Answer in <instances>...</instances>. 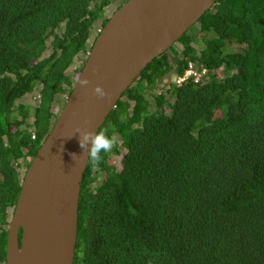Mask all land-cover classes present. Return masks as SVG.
Wrapping results in <instances>:
<instances>
[{
  "label": "trees",
  "instance_id": "obj_1",
  "mask_svg": "<svg viewBox=\"0 0 264 264\" xmlns=\"http://www.w3.org/2000/svg\"><path fill=\"white\" fill-rule=\"evenodd\" d=\"M113 1L0 0V264L21 169ZM176 42L98 129L118 144L86 164L72 264H264V0H215ZM188 60L208 72L176 82Z\"/></svg>",
  "mask_w": 264,
  "mask_h": 264
},
{
  "label": "water",
  "instance_id": "obj_2",
  "mask_svg": "<svg viewBox=\"0 0 264 264\" xmlns=\"http://www.w3.org/2000/svg\"><path fill=\"white\" fill-rule=\"evenodd\" d=\"M214 1L125 0L110 14L23 174L7 224L5 264H72L86 168V153L81 154L75 130H98L147 63L169 48ZM83 76L90 81L86 87L79 84ZM96 84L108 95H94Z\"/></svg>",
  "mask_w": 264,
  "mask_h": 264
},
{
  "label": "clouds",
  "instance_id": "obj_3",
  "mask_svg": "<svg viewBox=\"0 0 264 264\" xmlns=\"http://www.w3.org/2000/svg\"><path fill=\"white\" fill-rule=\"evenodd\" d=\"M174 43H176V41ZM86 57H87V55H86ZM177 76H180V75H177ZM177 76L174 77L175 81H176V77ZM79 84L82 87H86V86H88L90 84V81H89L88 77L83 76V77L80 78ZM92 92H93L94 95H97L100 98H104L105 96L108 95V93H106L104 88L101 85H99V84H96V85L93 86ZM77 133L79 134V141H78L79 142V146L82 149V153L81 154L86 153V164H90L93 167H98L100 165V163L103 161L102 153H110V152H112L113 148L116 147L117 144H118V138L114 134L109 136L108 135V129H101V130L91 131V130H84V129H81V128L77 127V129L75 130V134H77ZM71 155L73 157L76 156L75 153H71ZM12 212H13V210H12ZM11 215H12V213H11Z\"/></svg>",
  "mask_w": 264,
  "mask_h": 264
},
{
  "label": "rangeland",
  "instance_id": "obj_4",
  "mask_svg": "<svg viewBox=\"0 0 264 264\" xmlns=\"http://www.w3.org/2000/svg\"><path fill=\"white\" fill-rule=\"evenodd\" d=\"M116 4H117V2H114V1H113V3H111V4L107 7V10L105 11L106 14L110 15V14L114 11V8H115V5H116ZM100 24H101V23H100V20L98 19V20L96 21V25H97L96 30L99 29ZM176 44H177L178 46L181 45L179 42H176ZM196 46H197V48H198V47H199V43L196 44ZM179 48H180V47H179ZM71 69H72V68H70L68 72H71ZM73 74H74V73H73ZM36 93H37L36 90H35V91H32V92H29V93H26V94L24 95V97H23L21 100L24 101V102H27V103H34V102H35V95H36ZM66 97H67V96L65 95V93L62 94V95L60 96V101L55 102V103L53 104V107H54V109H55L57 112L60 111V109H61V107H62V105H63V103H64ZM29 119L31 120L32 117L30 116ZM24 172H25V171H23V168H22V169H21V174L23 175ZM100 177H101V175H99V178H100ZM11 213H12V212H11ZM10 217H11V214H9V219H10Z\"/></svg>",
  "mask_w": 264,
  "mask_h": 264
},
{
  "label": "built area",
  "instance_id": "obj_5",
  "mask_svg": "<svg viewBox=\"0 0 264 264\" xmlns=\"http://www.w3.org/2000/svg\"><path fill=\"white\" fill-rule=\"evenodd\" d=\"M195 64V61L188 60L184 73L177 76L176 81L179 82L189 76L193 79V81H199L208 72V68L202 63H199L198 66Z\"/></svg>",
  "mask_w": 264,
  "mask_h": 264
}]
</instances>
